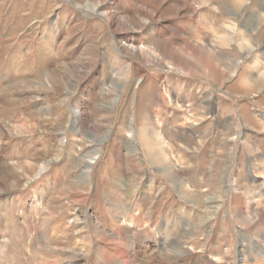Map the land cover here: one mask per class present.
<instances>
[{
  "label": "rangeland",
  "instance_id": "rangeland-1",
  "mask_svg": "<svg viewBox=\"0 0 264 264\" xmlns=\"http://www.w3.org/2000/svg\"><path fill=\"white\" fill-rule=\"evenodd\" d=\"M91 1L0 0V259L21 242L19 256L35 251L38 264H95L100 246L110 250L95 241L88 217L126 238L113 218L126 211L144 264L158 256L164 264H254L263 232L246 218L264 219V88L242 81L264 71V0H116L120 14L126 7L128 17H153L124 35L106 19L107 1ZM117 36L136 48L195 44L199 55L217 54L219 69L211 76L201 61L192 74L145 64L122 53ZM52 68L57 79H40ZM150 136L171 154H149ZM157 160L178 164L182 190ZM31 211L38 230L52 219L50 255L22 218ZM178 245L189 249L184 257H162Z\"/></svg>",
  "mask_w": 264,
  "mask_h": 264
},
{
  "label": "bare ground",
  "instance_id": "bare-ground-1",
  "mask_svg": "<svg viewBox=\"0 0 264 264\" xmlns=\"http://www.w3.org/2000/svg\"><path fill=\"white\" fill-rule=\"evenodd\" d=\"M110 1L111 0H102L100 3L106 2L105 4H107V6L104 8L105 11L103 13H104L106 19L108 20V22L111 24V26L112 27L116 26L115 29H117V31H115V32H117V33L122 32L124 35L130 31H135V32L141 31V30H143L144 26L149 21H151L153 19V17H147V16H142V15L139 18L128 17V16H126L127 11H128V9L126 7L124 8V10H122V12L120 14V12H119L120 3L117 4L116 0H113L112 3ZM241 1H243V0H241ZM119 2H120V0H119ZM237 2H240V1H237ZM88 4L92 5L94 8H96V6H98L94 2V0H92ZM121 6H122V3H121ZM236 6H238V4ZM239 9L242 10V8H239ZM27 22H28L27 20L19 21L18 26L22 27L24 25V23H27ZM149 33H150V29L146 30L145 33H142L143 34L142 37L145 39L146 38H152V37H149L150 36ZM128 37L133 38L131 36H128ZM224 39H226V40H224L223 43L227 42V40L229 41L228 38H224ZM117 44L119 46L121 45V47H119V48L121 49L122 53L127 54L129 56H132L134 58H137L142 63L151 64L153 66L157 64V65L161 66L162 68L166 67L168 70H171V71L178 70V71L187 72L188 74L189 73L192 74L194 72V70H196V69L200 70V68H201V67H199L200 65L198 66V64H197L198 61H201V64H203V66H204L203 67L204 70L202 68L201 69L205 72H208L211 76L213 75L214 72L218 71V69H219L218 66H216L217 64L215 63V61H217V59H216L217 54L215 55V54H211L210 51L208 52V50H210V49H207V53H205V51L200 49L201 54L199 55L198 54L199 49H197L195 44H188L186 47H179V48L176 46L178 48V50L176 49V47H174V44H168V43L165 44L163 42L159 43L160 45L159 44L155 45L154 48H148L146 46H142V48H136V47L127 45L125 42H122L118 38V36H117ZM121 51H119V53ZM42 77H45L44 79L46 81L51 82V81L57 79L58 75H57V73H55V71H53V68H52V69H48L47 71L43 72L40 79H42ZM255 79H256V81H253L249 78L247 80L244 79V82L242 81V83L243 84H249L250 88L254 89L255 91L256 90H262L264 88V71H260ZM4 91H5V89H4ZM5 102H7V101H5ZM80 120H82V119H80ZM150 133H151L150 125H149V123H147L144 125V135L146 134V136H149ZM129 134H131L133 136L134 133L132 134V132H130ZM146 139L148 140L149 138L147 137ZM101 140L103 141V138ZM159 142L160 141L158 139L152 138L150 136V139L146 143V146H147L146 151H148L149 154H151L150 152L153 151L156 155L159 156V158H160V156L163 157L164 152H166L168 155L171 154L169 148L164 149V147L159 146V144H158ZM149 144L151 146H149ZM96 153H98L97 147H95V153L91 157L93 158L94 156H96ZM82 160H83L82 163L84 164L83 166L85 167L84 170L88 171L89 170L88 160L87 159H82ZM48 164H49V161L46 163V166H44L43 164L39 165L37 172L35 173V175L32 178H38L43 172H45V170L48 169L47 168ZM155 164L160 169L162 168L165 171L172 173V175L174 176L175 182L178 184V186L181 188V190L184 188L183 185L186 186L185 180L181 176V170L178 167V164H176V162H174V161L167 162L166 161V162L160 163L157 160L155 162ZM174 164L176 165L175 168L172 166ZM28 165H29V168H31V165H33V164L29 163ZM21 166L23 167L24 163ZM0 185L4 186V184H2L1 182H0ZM193 196H195V194ZM235 198L237 201L236 209H237L238 215L240 217L239 219L242 223H244L245 222L244 221L245 215L247 217L246 212L244 213V201L241 197H239V194L235 195ZM5 206L3 207L4 210H6V207H7V206L6 207ZM115 211H116V207L114 206V212ZM110 212H113L112 208L110 209ZM249 213L252 214L251 212H249ZM115 214L113 215L115 224L121 225L123 227L122 229L127 234L126 238H120L119 236L117 237V235L110 233V231H108L107 229L105 230V228H103L101 226V224L99 222H97L98 220H97L96 216L90 215L88 217L91 225L92 224L94 225L93 227L95 229V231H94L95 232V234H94L95 235V241H98L101 245L104 244L106 246V249L110 250V251H106L102 248L103 246H100L96 250V252H97V254H96L97 263H95V264H144L142 261L139 260V256H141V254H142V251L139 250L140 244L135 241L134 237H132L133 239L130 242V237H131V234H133V231H130L129 228L132 229L131 227H132L133 222H132V224H129L130 222H129V220H127L128 214L126 213V211H123L120 214H119V212L118 213L115 212ZM250 214H248V215H250ZM22 218L24 219V221H26V220L29 221V219H30L29 231L32 232V235L35 237V239L38 238L39 235H41L40 240H41L42 244L44 245L43 246V253H47L48 255H50L51 251L55 250V249H52V246H51L53 236L50 235V233L55 232L51 229L52 228L51 227L52 219L48 215L45 218L41 219L42 220L41 225L43 226V228L41 230H38L37 226L35 225V223H36L35 214H33L32 211L30 213V218L28 215H23ZM119 219H121V221H119ZM246 219H247V221H246L247 223L251 222V224L254 225L259 231L263 232L262 238H264V219L262 217H261V219H259V221L254 220V219L252 221H250V219H248V218H246ZM11 229H12V226H11ZM159 230L161 231L160 233L162 235L166 234V232H167V235H166L167 237L173 236L172 234L169 235L170 231H168L167 227H164V226L160 227ZM128 237H129V239H128ZM208 238H209V236H208ZM20 244H21V242H18L17 248L12 247V252L9 250V253H8L7 249H6L7 254L6 255L4 254L5 255L3 257L4 260L0 259V263L1 264H38V261L35 257V251H33L31 253L30 260L22 259L21 254L19 256L20 250L18 248H19ZM125 246H126V248H124ZM186 247H184L183 245H180V246L178 245V246H174L172 248L164 249V252L161 255L163 258L167 257L168 255H172V257L173 256L184 257L189 252V249H187ZM3 251H4L3 248L0 249V253ZM112 252H114V254H111ZM260 253H262V255L258 254L254 258V260L256 261L254 264H264V248L261 249ZM228 254H229V250L226 251V255H228ZM242 255L244 256V254H242ZM80 256H82V254ZM156 259L157 260H155V261L153 260V262H151L149 264H164V263H159L160 261L163 260L160 256L156 257ZM174 259H175L174 260V262H175L178 258L177 259L174 258ZM218 259H219V261L224 260V257L222 256V254L219 255ZM40 264H58V260H51V261L46 260L43 262L40 261ZM65 264H78V263H75L72 260L71 261L69 260V261L65 262Z\"/></svg>",
  "mask_w": 264,
  "mask_h": 264
}]
</instances>
